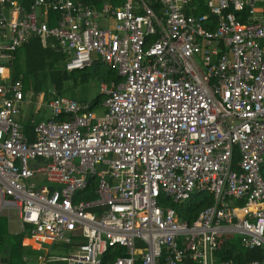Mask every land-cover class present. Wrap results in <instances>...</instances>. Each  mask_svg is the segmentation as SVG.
<instances>
[{"label":"built area","instance_id":"1","mask_svg":"<svg viewBox=\"0 0 264 264\" xmlns=\"http://www.w3.org/2000/svg\"><path fill=\"white\" fill-rule=\"evenodd\" d=\"M34 37L121 79L97 108L27 97L11 71ZM263 165L264 0H0V215L67 250L40 261L264 264ZM199 191L211 204L180 216Z\"/></svg>","mask_w":264,"mask_h":264},{"label":"trees","instance_id":"2","mask_svg":"<svg viewBox=\"0 0 264 264\" xmlns=\"http://www.w3.org/2000/svg\"><path fill=\"white\" fill-rule=\"evenodd\" d=\"M22 4L26 3L30 0H19ZM203 10V7L202 9ZM52 51L55 53L57 52L59 55L54 58L55 61H50L48 60L49 57L52 56ZM16 61L13 64L12 67V77L17 78L19 75L22 76V80L24 83L27 84L28 81L25 80V75H37L39 79H37L33 83H42V81L49 79L52 85L55 86V89L57 93H62L67 87H65V83L67 81H71V84L68 86H74L78 82H85L90 76L95 77L96 79L99 80V83L101 81H108V80H115L118 82L121 78L115 74L114 71L106 68H98V65L101 64V62H95L94 64L85 67L83 69H78V70H72L68 71L65 68V61H63L62 65H56L58 63L61 55L63 56V53L58 49V47L54 44L53 47L46 48L42 45L41 40L39 37H34L31 38L27 43L19 47L16 52ZM64 57V56H63ZM22 61V63H21ZM23 67V73L19 70L20 67ZM89 67H94L92 71L88 69ZM48 71V74L46 72ZM77 71V75H73L72 72ZM71 72V73H70ZM25 86V85H24ZM36 89L39 88V86H35ZM38 91V90H36ZM48 93V90L46 94ZM104 94L99 93V95L94 99L95 103L93 104H99L102 99ZM23 123V122H22ZM24 129L26 132L30 131V125L28 121H25L23 123ZM262 175L264 177V165L261 168ZM94 183H92L93 185ZM212 202V197L210 194L204 191H199L194 193L189 199H187L184 202L180 203H174L173 206L176 208L178 214L180 216H183L185 219L189 220V218H195L197 215L198 211L202 209L203 207L211 204ZM1 216V215H0ZM1 221V220H0ZM5 231L3 229L2 223L0 222V234L2 233L1 231ZM24 233H19L16 235H13L14 242H6V240L2 239L0 237V241H3V244H5L6 247H16V249H21V238L24 236ZM31 241H25V243H30ZM16 250V251H18ZM224 247H221L219 251L217 252V257L221 258L222 256H233V259L235 260L236 263H245L244 258H242L244 255H247V258L249 259L252 256H258L259 255V250H254L250 252H242V253H237L234 251L229 250V254H220V251H223ZM224 253V252H223ZM104 264L108 263V256H104L103 258ZM23 263V262H21Z\"/></svg>","mask_w":264,"mask_h":264},{"label":"rangeland","instance_id":"3","mask_svg":"<svg viewBox=\"0 0 264 264\" xmlns=\"http://www.w3.org/2000/svg\"><path fill=\"white\" fill-rule=\"evenodd\" d=\"M40 40H41V43L44 47H46V48L53 47L54 48V42L52 39L40 38ZM57 55H59L57 52L54 53L52 51V56L49 57L48 60L55 61L54 58L57 57ZM63 56L61 55L60 59L58 60L59 62L56 63V65H62L63 61H65V59H66V56L64 54H63ZM15 61H14V63H15ZM96 62H99V61H96ZM21 63H22V61H21ZM93 68L94 67H89L88 69H90V71H92ZM98 68H100V69L104 68V64L103 63L99 64ZM19 70L21 71V73H23V67L22 66L19 68ZM46 72L48 74L47 70H46ZM72 74L77 75L78 72L74 71V72H72ZM24 77H25V80L28 81L27 84L24 83V85H25V96H27V97L31 93V90H33L35 92H37L36 90H38L41 93H46L47 90L56 89L55 86L51 84L49 79L42 81V83H38V82L33 83L37 79H39L38 74L37 75H25ZM69 84H71V81H67L65 83V87H67V88L60 94L65 95V96H69V97L74 98L76 100L92 101L100 93V91H99V80L93 76H90L87 79V81H85V82H78L74 86L69 87L68 86ZM35 86H39V88L36 89ZM33 108H34V106H33ZM22 111H23V113L21 115H18L17 119L20 122L24 123L25 122V115L28 112V107L26 105H24ZM43 117L44 116L42 114H39V113L36 114L37 120H39L40 118H43ZM4 218H5V220L9 221V224H10L9 227H10L12 233L18 232L20 230L21 224L17 220V214L14 210L10 212L9 218L6 216ZM8 236H9V234H8ZM5 238L6 237L3 236V239H5ZM6 240H7L6 242H9V241H11V243L14 242V239L12 237H7ZM235 243L237 246L241 247V245L238 243L237 240L235 241ZM28 249H29V247H25V246L23 248H21L23 253H26L28 251ZM47 253L61 256V255H66L67 250L63 247H58L57 245H49L47 247ZM229 253L230 252L227 248H224L223 251H220V254L228 255ZM20 264H22V263H20Z\"/></svg>","mask_w":264,"mask_h":264},{"label":"crops","instance_id":"4","mask_svg":"<svg viewBox=\"0 0 264 264\" xmlns=\"http://www.w3.org/2000/svg\"><path fill=\"white\" fill-rule=\"evenodd\" d=\"M39 38H43V37H39ZM78 101H87V100H78ZM88 102H90L91 106L95 103L94 99ZM101 102L102 101H100V103ZM99 104L94 105V108H97ZM37 113L42 114L44 116L41 119H45L48 117L47 113L42 112L41 110H39ZM10 212L6 215L0 216V220H1L0 222L2 223L3 229H5V231L4 230L1 231L2 233L0 234V237L3 239V236H4L6 237L4 240H6L7 237H13V235L24 233L25 235L21 238V245H22V248L25 246V247H29V249L26 253H23L21 249L19 250L16 249V247H13L14 250H12V247H10L11 245L9 247H6L5 244H3V241H0V262L6 263V264H20L21 262H23L22 264H65L62 261H47V260L40 261L39 256L40 255L42 256L50 255V253H47V247L49 245H54V244L39 243L38 241L33 239L29 234L22 231L21 226L18 232L12 233L9 227L10 226L9 221L5 220L4 218L5 216L9 218ZM7 233L9 234V236ZM28 240H30L31 242L25 243V241H28ZM57 246L63 247L61 245H57Z\"/></svg>","mask_w":264,"mask_h":264},{"label":"clouds","instance_id":"5","mask_svg":"<svg viewBox=\"0 0 264 264\" xmlns=\"http://www.w3.org/2000/svg\"><path fill=\"white\" fill-rule=\"evenodd\" d=\"M105 66V65H104Z\"/></svg>","mask_w":264,"mask_h":264}]
</instances>
